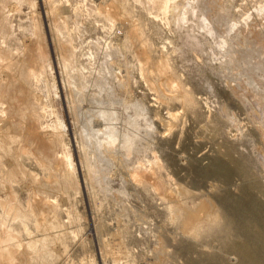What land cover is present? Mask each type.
<instances>
[{
	"label": "rangeland",
	"instance_id": "1",
	"mask_svg": "<svg viewBox=\"0 0 264 264\" xmlns=\"http://www.w3.org/2000/svg\"><path fill=\"white\" fill-rule=\"evenodd\" d=\"M0 240L264 264V0H0Z\"/></svg>",
	"mask_w": 264,
	"mask_h": 264
},
{
	"label": "bare ground",
	"instance_id": "2",
	"mask_svg": "<svg viewBox=\"0 0 264 264\" xmlns=\"http://www.w3.org/2000/svg\"><path fill=\"white\" fill-rule=\"evenodd\" d=\"M123 17V16H122ZM124 18V17H123ZM118 19H119V23H124L125 19H122L121 17L118 16ZM129 34L133 36V34H136V32L129 28ZM137 35V34H136ZM135 36V35H134ZM136 37V36H135ZM134 37V38H135ZM145 53V52H144ZM170 114H173L172 112H170ZM39 218H42L41 216ZM4 244L2 243V241L0 240V248H4ZM17 249H18V246L16 244H14L12 246V251L9 253L7 252L6 255L4 257L0 256V264H11L12 263V260H13V257L16 255L15 252H17ZM243 252V250H242Z\"/></svg>",
	"mask_w": 264,
	"mask_h": 264
}]
</instances>
